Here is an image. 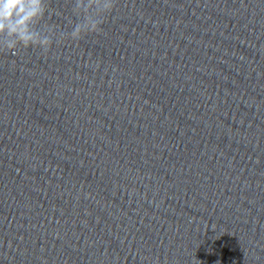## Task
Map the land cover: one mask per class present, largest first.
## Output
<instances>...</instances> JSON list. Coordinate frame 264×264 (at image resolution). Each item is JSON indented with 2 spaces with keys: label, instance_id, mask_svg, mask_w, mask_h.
<instances>
[{
  "label": "water",
  "instance_id": "water-1",
  "mask_svg": "<svg viewBox=\"0 0 264 264\" xmlns=\"http://www.w3.org/2000/svg\"><path fill=\"white\" fill-rule=\"evenodd\" d=\"M102 29L0 53V264H264V0H117Z\"/></svg>",
  "mask_w": 264,
  "mask_h": 264
},
{
  "label": "clouds",
  "instance_id": "clouds-1",
  "mask_svg": "<svg viewBox=\"0 0 264 264\" xmlns=\"http://www.w3.org/2000/svg\"><path fill=\"white\" fill-rule=\"evenodd\" d=\"M117 0H75L74 13L80 18L66 35L61 32L54 39L50 32H41L38 28L44 19L47 8L44 0H0V53L18 54L29 48L40 49L48 53L53 44H62L66 40L79 42L87 35L99 34L106 17L116 7ZM52 32L54 27L49 26Z\"/></svg>",
  "mask_w": 264,
  "mask_h": 264
}]
</instances>
